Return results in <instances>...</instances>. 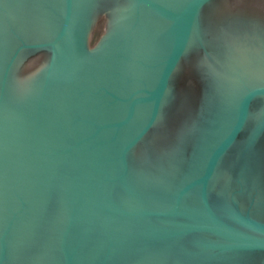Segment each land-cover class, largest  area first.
Instances as JSON below:
<instances>
[{
	"label": "water",
	"instance_id": "water-1",
	"mask_svg": "<svg viewBox=\"0 0 264 264\" xmlns=\"http://www.w3.org/2000/svg\"><path fill=\"white\" fill-rule=\"evenodd\" d=\"M223 1L0 0V264L264 251L239 204L264 192V67H233L264 37L210 21Z\"/></svg>",
	"mask_w": 264,
	"mask_h": 264
},
{
	"label": "flooded vegetation",
	"instance_id": "flooded-vegetation-1",
	"mask_svg": "<svg viewBox=\"0 0 264 264\" xmlns=\"http://www.w3.org/2000/svg\"><path fill=\"white\" fill-rule=\"evenodd\" d=\"M232 6L235 7L232 8ZM219 11H223L228 14L215 15L211 17L209 15L210 21H217L218 23H222L223 26H229L230 24H232L231 26L236 28V30L230 32L231 34H235L236 36L238 35L244 38H251L253 36H257V34H260L261 37H264V0H224L223 4L219 6L218 12ZM247 42L254 43L250 40L240 43L241 46L238 49L240 52L236 51L233 55V67H264V51H261V48L260 50L259 48H255V46L249 47V44ZM247 44L248 46H244ZM262 57L263 59H261ZM218 58L219 61H222L224 59L223 51L218 52ZM219 61L217 62V64H221ZM259 105L260 104L256 106ZM254 130H256L254 126L247 127L238 139H246L251 131ZM254 146L255 150L261 151L264 155V130L261 132L257 141L254 143ZM259 162V177L264 182V157L263 159H260ZM261 193L262 195H264V192L256 190L250 191L247 194L248 198L240 199L239 204H241L242 208H249L252 217H255L264 222V206L262 200L258 199ZM214 264H264V251L229 257L225 261L216 262Z\"/></svg>",
	"mask_w": 264,
	"mask_h": 264
},
{
	"label": "rangeland",
	"instance_id": "rangeland-1",
	"mask_svg": "<svg viewBox=\"0 0 264 264\" xmlns=\"http://www.w3.org/2000/svg\"><path fill=\"white\" fill-rule=\"evenodd\" d=\"M104 29H105V20L103 18H101L95 24L93 37H92V40H91V45L96 43V41L99 39V37L103 34Z\"/></svg>",
	"mask_w": 264,
	"mask_h": 264
}]
</instances>
